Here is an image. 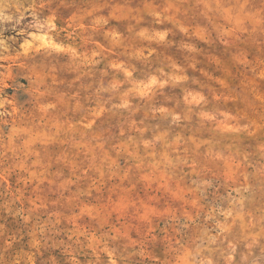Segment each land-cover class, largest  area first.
Returning <instances> with one entry per match:
<instances>
[{
  "label": "rangeland",
  "instance_id": "obj_1",
  "mask_svg": "<svg viewBox=\"0 0 264 264\" xmlns=\"http://www.w3.org/2000/svg\"><path fill=\"white\" fill-rule=\"evenodd\" d=\"M0 264H264V0H0Z\"/></svg>",
  "mask_w": 264,
  "mask_h": 264
}]
</instances>
